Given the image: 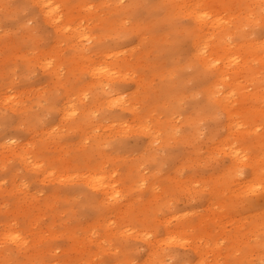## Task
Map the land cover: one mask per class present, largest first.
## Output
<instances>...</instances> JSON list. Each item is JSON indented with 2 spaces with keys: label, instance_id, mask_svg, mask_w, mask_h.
Listing matches in <instances>:
<instances>
[{
  "label": "bare ground",
  "instance_id": "1",
  "mask_svg": "<svg viewBox=\"0 0 264 264\" xmlns=\"http://www.w3.org/2000/svg\"><path fill=\"white\" fill-rule=\"evenodd\" d=\"M2 2L0 105L8 113L0 114V125L14 120L17 131H22L18 126L23 119L46 125L33 106L55 112L58 122L46 127V137L33 140L18 142L16 135L5 134L0 148L14 158L15 171L22 168L43 185L45 179L64 177H55L52 160L80 167L82 176L74 200L57 187L42 197L25 187L1 190L10 198L0 205H9L24 222L22 235L13 230L3 233L0 264H132L137 242L145 248L144 258L135 264L178 258L175 251L161 250L156 238H147L148 230H134L132 224L149 227L150 232L159 224L167 227L172 218L166 217L165 198L176 202L185 191L180 180L169 178L163 185L165 195L157 194L151 181L163 179L160 174L170 162L172 147L178 149L184 141L172 123L181 110L192 109L196 116L223 111L243 118L249 111H264L260 98L264 0H13L5 6ZM132 14L139 18L132 22ZM15 18L29 34L41 33L36 23H26L31 20L50 29L35 37L44 39L46 47L31 55L21 51L19 42L9 44L6 37ZM32 67L40 69L42 81L29 91L41 87L46 94L26 104L18 98V89L22 83L32 84ZM133 91L144 93L138 100L144 101L141 111ZM152 114V121L147 120ZM242 137L259 151L246 160L241 153L227 155L224 183L230 191L236 181L264 176V132ZM30 152L33 155L26 156ZM144 184V190L137 189ZM217 190L210 195L220 199L221 207L239 211V204L241 210H250L247 233L264 225L260 205L264 195L230 192L225 196L227 206ZM135 192L146 194L143 203L132 198ZM111 214L119 218L112 221ZM206 215L200 223L191 221V226H211L217 217L205 220ZM43 218H49L45 226ZM183 224L178 220L164 240L173 244L180 239ZM246 247L249 251L243 249L235 264H264V236ZM56 249L60 254L54 258Z\"/></svg>",
  "mask_w": 264,
  "mask_h": 264
},
{
  "label": "rangeland",
  "instance_id": "2",
  "mask_svg": "<svg viewBox=\"0 0 264 264\" xmlns=\"http://www.w3.org/2000/svg\"><path fill=\"white\" fill-rule=\"evenodd\" d=\"M12 1L13 0H3L2 6L10 4ZM26 15L22 13L24 18L27 17ZM134 18L139 17L137 14H132V22L135 20ZM80 20L83 21V19ZM31 21L26 23L28 25L36 23L39 25V31L41 33L29 34L22 30L16 25L17 19L15 18V20L10 23L11 29L6 37V41L14 46L19 42L21 43V51L25 50L27 53L35 55L46 47L44 39H35V37L38 34L50 31V29H46L39 21ZM24 47H30L32 52L26 50ZM21 51L16 53L20 54ZM1 53L2 51L0 49V56ZM17 72H19V70H17ZM39 72L40 69L38 67H32V71L29 73L32 84L22 83L24 85L20 86L18 89L21 92L18 98H21L26 104H31L35 97H43L46 94L45 91H42L41 87H38L34 91H29L35 86L36 82L42 81ZM130 87H134L133 83ZM138 93L139 94L136 95L135 91H133V101L136 108L140 109L143 108L142 105L144 101L138 103V100L144 93L143 91H138ZM260 98L264 101L263 91L260 93ZM33 109L42 122H44V120L46 121L44 122L46 125L36 126L33 123L37 120L26 121L23 119V123L18 126L19 130L22 131H17L15 128L16 121L11 120L9 124L0 125V138L5 134H14L17 136L15 141L19 142L37 139L41 136L46 137V127L56 124L58 122V117L55 112L38 110L36 106H33ZM249 112L250 113L247 115H244L246 118H243L238 113L230 116V114H226L223 111H217L215 115L209 113L207 116H196L192 109L185 108L181 110V115H178L179 117L172 121V123H176L180 128L184 136V141H181L180 148L177 149V147H172L171 154L169 155V161L172 163L170 164V162H168L163 166L164 174H160L163 179L156 181V179L151 177V181L154 183V191L157 194L163 193V195H165L163 185L169 178H173L177 181L180 180L182 185L185 186V191L180 193L181 198H178L176 202H174V198L169 200L166 196V217L172 218L170 222L166 223L167 227H162L159 224L157 231L150 232L149 227L132 224L134 230H148L149 232L146 234V237L156 238L161 244V250H172L179 255L178 258L166 259L163 264H235L243 249L249 251L250 248L246 247L247 245L257 242L258 237L261 238L264 236V232H262L264 230V225L262 224L257 225L252 232L247 233L246 227L251 220L248 213L250 210H241L239 204L236 206L239 211L233 210L231 207H221L220 203H218L220 199L214 194L210 195L213 188L219 189L217 190L220 193L219 196L223 198L227 206L228 201L225 199V196L230 192L242 196L245 193L250 195L261 193L264 195V176L253 177L250 175V180L248 181L247 179L241 182L236 181L233 183L234 187L232 191L229 190L230 187L228 183H224L227 177V172L224 167L229 163L227 155L241 153L245 155L246 160L259 151V147L256 144L251 143L250 140L242 136L243 134L264 132V111ZM1 113H8L3 105H0V114ZM7 117L13 118L12 115H8ZM152 119L153 114L149 115L147 120L152 121ZM53 129H57V126ZM59 130L62 131V128ZM57 135H61V133ZM30 155H33V152L26 154V156ZM0 164H3L0 168L1 202H5L10 198L9 194L6 192L1 193V190L11 187H13V189L17 188V190L25 187L27 191H31L39 197L44 196V193H46L48 189L51 190L57 187L59 191L62 190L63 192H67L70 196V200H74L76 196L75 188H77L76 185L80 181V175L82 176V173L80 174V167H66L62 162L59 163L58 161L52 160L50 164H52L54 168L53 174L55 177H58L60 174L64 177L58 179V181L55 178L51 180L45 179L46 183L43 185L39 181H32L34 178L27 176L22 168L15 171L16 162L14 158L3 148H0ZM41 164H43V162L40 163V165ZM177 168L178 172H175ZM7 170L11 172L7 173ZM21 183L25 184L21 185ZM145 187L146 185L144 184L137 189L144 190ZM225 187L226 190H224ZM132 198H137L143 203L146 199V194L135 192L134 195L132 194ZM76 204L77 202L75 201L74 205ZM260 205L264 206V199L260 201ZM0 207V222H8L6 225L0 224L1 248L5 245L2 239L4 236L3 233L7 230H13L14 234L22 235L23 230L20 229V223L24 221L23 217H15L10 206L6 203H2ZM73 214L74 210L71 215ZM174 214H181V216L177 219L172 217ZM205 215V220L213 217H217V219L211 226L201 225L200 229H195L191 226V221L197 219L200 223ZM117 216L118 215L115 214L110 215L112 221L117 220L119 218ZM159 218L163 219V214L160 215ZM178 220L184 222L183 226L185 229L181 234V238L176 239L177 241L170 244L164 239L174 229ZM42 222L44 223L43 226H45V224L49 222V218H43ZM113 223L115 224L116 222ZM24 224L25 223H22L21 226ZM137 245L138 253L132 256V264L144 258L145 247L138 242ZM52 254L53 257L56 258V256L60 254V250L56 249Z\"/></svg>",
  "mask_w": 264,
  "mask_h": 264
}]
</instances>
